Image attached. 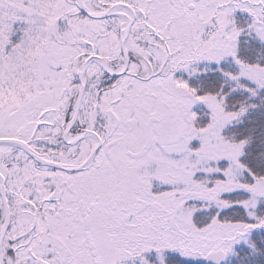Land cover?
I'll use <instances>...</instances> for the list:
<instances>
[{"label": "snow or ice", "instance_id": "6c2138e0", "mask_svg": "<svg viewBox=\"0 0 264 264\" xmlns=\"http://www.w3.org/2000/svg\"><path fill=\"white\" fill-rule=\"evenodd\" d=\"M0 264H264V0H0Z\"/></svg>", "mask_w": 264, "mask_h": 264}]
</instances>
